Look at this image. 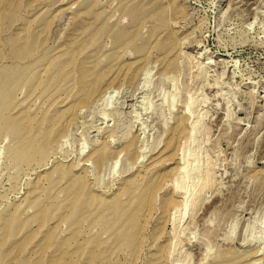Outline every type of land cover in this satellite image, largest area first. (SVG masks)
Listing matches in <instances>:
<instances>
[{"label": "rangeland", "instance_id": "1", "mask_svg": "<svg viewBox=\"0 0 264 264\" xmlns=\"http://www.w3.org/2000/svg\"><path fill=\"white\" fill-rule=\"evenodd\" d=\"M0 264H264V0H0Z\"/></svg>", "mask_w": 264, "mask_h": 264}, {"label": "bare ground", "instance_id": "2", "mask_svg": "<svg viewBox=\"0 0 264 264\" xmlns=\"http://www.w3.org/2000/svg\"><path fill=\"white\" fill-rule=\"evenodd\" d=\"M17 43V42H16ZM12 50V49H11ZM48 69V68H47ZM31 122H32V120H30ZM69 121V120H68ZM182 124V123H181ZM180 124V125H181ZM32 127V126H31ZM195 127V126H194ZM187 129V128H186ZM176 130V129H175ZM56 131V130H55ZM94 156L96 157V160L97 161H101L104 157H105V152L103 151V149H98L96 152H94ZM182 169V170H181ZM186 169H187V167L186 166H180L179 167V169L178 170H181V171H183L184 170V172L186 173ZM185 177V176H184ZM184 177H181V178H184ZM180 178V179H181ZM186 178V177H185ZM186 180V179H185ZM38 182V181H37ZM188 197V196H187ZM192 197V196H191ZM195 198H196V196H195ZM186 199V198H185ZM196 199H198V198H196ZM188 200V199H187ZM187 200H184L182 203H184L185 205H188L189 203V200L187 201ZM188 203V204H187ZM184 204H181L180 206H184ZM45 212V211H44ZM130 219V218H129ZM92 258V257H91Z\"/></svg>", "mask_w": 264, "mask_h": 264}]
</instances>
